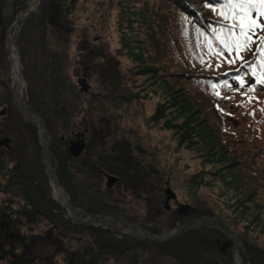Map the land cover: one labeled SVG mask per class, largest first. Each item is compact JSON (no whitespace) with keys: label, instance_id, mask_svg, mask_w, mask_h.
Wrapping results in <instances>:
<instances>
[{"label":"rangeland","instance_id":"1","mask_svg":"<svg viewBox=\"0 0 264 264\" xmlns=\"http://www.w3.org/2000/svg\"><path fill=\"white\" fill-rule=\"evenodd\" d=\"M64 7L66 19L60 22L61 25L50 24L46 29L39 21L36 26L30 28L31 31L27 34L24 44L28 72L34 83L31 99L36 106L42 107L41 111L45 113L43 118L51 135V144L53 143V147L50 148L57 175L58 166L61 165L60 173H70L69 179L73 191L93 210L109 209L112 214L121 215L127 220L138 223L149 232L155 228L164 231L184 223L190 219V211L195 205L208 212L212 211L219 224L223 222L238 235L241 241L238 245L241 264H251L245 255L254 252V246L264 250V207L261 205L264 204V197H261L259 202L256 199L253 201L248 196L249 193L242 191L241 187L236 188L226 184L222 177H227L225 174L228 173L225 172L229 171L226 167L229 157L224 152V156L222 153L215 155L211 153L216 150L214 148L210 150L205 145V135L199 130L201 124L196 121L191 122V113H184L182 108L180 112L178 108L182 102L176 99L178 96L182 97L180 91L168 86L164 78H160L158 71L148 65L150 59L145 57L147 54L158 57V47L154 40L162 38L158 31L159 18L156 11H168L170 7L161 0H67ZM192 7L197 8L201 15L206 11L200 3H193ZM180 18H183L187 24L190 22L184 14H180ZM6 24L0 22V101L2 103L7 102L6 78L10 77L9 85L13 82L9 74L10 68L8 73L4 72L7 67ZM206 38L201 37L199 40L203 45L202 49L207 46ZM94 48L102 51L98 52L100 54L98 62H106V71H110L112 64L117 65L119 71L116 70L115 73L122 75L117 89H115L117 83H105L106 74L100 72L98 66L91 63L93 61L89 63V60L97 61V58L87 57L89 49ZM247 54L246 51L241 53L244 58ZM230 57L235 59L232 54ZM83 77L90 84L87 92L81 91L78 82L79 78ZM244 81L251 85L256 78L249 74ZM245 83L242 87L238 81L229 82V85L238 89L235 90L236 93L232 91V94H227L224 83H212V92L223 108L231 106V102L237 104L238 100L248 98L247 96L261 100L258 95L248 90L249 84L245 86ZM184 86L190 93H194L197 89L189 82H184ZM220 86L222 93L217 95L216 92H221ZM124 91L128 92L124 95L120 94ZM110 92H114L113 99L117 100L114 102L119 106L112 104L103 106L102 101L109 100L106 94ZM39 94L44 95L45 102L36 98ZM223 99L229 102L225 104L222 102ZM11 102L16 107L13 96ZM8 107H10L9 103L2 104L0 110ZM6 111L4 116H0V127L2 131L6 129L9 135L3 131L0 136L12 138V147L14 145L24 149L25 143L29 141L26 127L23 124L13 131L11 127L15 126L20 118L11 109ZM9 123H12L10 127L5 126ZM177 124L183 125L178 128ZM36 130L38 135L36 141L42 146L40 131L38 128ZM231 130L240 132L242 129L237 127ZM76 132H81L85 136L86 148L76 158L69 159L68 163H60L55 147L65 146L67 142L63 143L61 138L63 136L66 140L74 138L73 133ZM231 134L233 137L240 136ZM123 149L129 153L132 164L148 173V178L132 179L124 176L125 171L121 174L119 167H113L116 168L114 175H117L119 180L109 187L107 176H104L102 194L97 193L92 185L93 177L96 179L97 176L87 172L82 174L80 171L82 169L86 171L85 165L88 164L97 168L103 166L101 161L105 158L112 161L117 159L123 154ZM257 159L260 161L259 158ZM85 161L87 163L83 164ZM13 164V161L6 163L9 167ZM82 165V168H78ZM104 168V171L110 172L107 167L103 166ZM82 178L87 180V184L82 182ZM10 182L11 179L0 174V220L14 214L15 209L23 210L24 201L34 197L33 193L25 192ZM167 183L177 195L176 199L170 200V210L164 205ZM52 198L62 205L61 198L54 195L53 186ZM187 204L191 205L188 214L179 211L182 205ZM50 226L51 223L47 219L34 224L27 219L20 229L25 234H44ZM108 227L118 237L127 231L125 227ZM81 234L74 236L75 241L65 238L67 244L71 243L75 246L89 241L97 244L94 235L90 232ZM219 238L229 239L228 236L223 235ZM29 240L23 246L24 253L29 257L53 254L61 244L58 242V246L45 237ZM216 246L221 250L223 241ZM168 248L171 249L170 245ZM200 250H196L195 254ZM149 253L151 254L149 257L144 253L139 258V264L144 262L165 264L173 260L171 256L165 258L157 256L158 252L155 251ZM105 257L108 258L104 262ZM179 257L183 258V256ZM57 258L63 263L62 253H57ZM129 258L130 256L122 258L111 254L100 257L98 261L100 264H132L134 260ZM198 259H200L199 255ZM174 261H177L176 258Z\"/></svg>","mask_w":264,"mask_h":264},{"label":"trees","instance_id":"2","mask_svg":"<svg viewBox=\"0 0 264 264\" xmlns=\"http://www.w3.org/2000/svg\"><path fill=\"white\" fill-rule=\"evenodd\" d=\"M32 1L33 0H0V22L7 23L5 25V34L9 24L13 21L17 13L29 6ZM161 1L163 4L169 6L170 9L168 11H156V15L159 18L158 31L162 39L154 40L158 47V57L156 58L151 54L145 56L146 59H150V61H148L150 64L148 65L154 67L158 71L160 78H164V82L168 86L180 91L182 97L178 96L176 99L182 102L178 105V108H180V112L182 108L184 113H191V122L196 121L201 124L199 130L205 135V145L210 150L213 148L216 150L211 153L214 155L222 153L224 156V152L225 155L229 157L230 160L226 166L229 171L225 172L228 173L225 174L227 177H222L226 181V184L235 186L236 188L241 187L242 191L249 193L248 196L251 200L256 199V201L259 202V199L264 197V84H256V81H254L255 90L250 91L258 95L261 100L258 101L247 96L248 98L238 100L237 104L236 102H231V106H225V108L220 106V102L216 100L212 92V83L219 84L224 83V81H228V83H237L234 77L242 76L244 80L247 75L251 74L250 68L242 66L243 62L240 60H235L233 64L227 63L226 61L232 58L230 54L234 57L235 52L226 50L220 42L215 39L213 29H219L221 24L230 22L223 21L222 17L219 16L216 11L210 9L208 5L212 4L214 7H219L222 0ZM66 2L67 0H41L37 9L24 17L15 30L12 31L21 49L23 74L27 81L26 91L27 96H30H28V103L42 118L44 117L43 114H45L41 111L42 107L36 106L33 99H31V90L33 89L34 83L32 82L27 68L28 62L24 48L25 38L31 31L30 28L36 26L39 21L42 22V26L48 29V25L54 23L59 24L61 21L65 20L66 10L64 3ZM193 3H200L206 11L201 15L197 8L192 7ZM171 6L174 8H171ZM180 14L187 16L190 22L187 24L183 18H180ZM218 21L220 23H218ZM201 37H207L205 41L207 46H204L205 48L203 49V45L199 43ZM210 44L212 45L211 49L209 48ZM256 46V44L251 45L252 51H246L248 54L244 60H247L250 64L256 62L257 70H259V62L257 60L259 54L253 55ZM175 50H178V52ZM98 52L102 51H98L96 48L89 49L87 52L88 59L90 56L97 58V61L89 60V63L93 61L91 63L97 65L98 70L106 74L104 77L105 83H117L115 87V89H117L122 78V75H119L118 72L117 74L115 73V71L118 70L117 65L112 64L110 69L112 73L106 71V62H98V55H100ZM217 53H221V55H217ZM7 56L8 50L7 55H5L7 67L6 71H4L8 73L10 60ZM8 81H10V77H7L5 80L8 86L6 87L8 92L6 98L7 102L2 103L0 101V105L9 103L10 107L6 108L7 111L11 109L12 112L18 114L20 119L18 123L11 128L14 131L15 128L20 125L23 126L24 124L29 141L25 143L24 149L23 147L18 148V146L14 145L12 147V144H10V147L0 144V174L11 179L10 183L12 185H17L18 188H21L25 192L28 191L33 193L34 197L27 198L24 201L22 204L23 210L15 209L14 214H10L7 218L3 217L0 220V264H100L98 261L100 257L111 256V254L115 257L122 258L130 256L129 259L134 260L132 264H139V258H141L144 253L149 257L151 255L149 252L152 251L158 252L157 256L163 258L171 256L173 258L172 261L165 264H234L232 248H228L227 252L224 253L220 250L219 246H216L219 244L218 240L220 242L224 241L220 240L219 236L223 235L226 237L227 235L214 228L203 227L201 229L190 230L168 241L156 242L150 239L141 240L129 231H126L121 237H118L114 235L110 227L105 228L103 226L85 225L74 222L71 218L67 217L65 214L66 207L52 198V182L47 176L44 164L42 163V146L36 141L38 136L36 129L38 126L25 122L19 109L14 107L11 102L13 94ZM184 82L193 83L197 88L196 91L190 93L185 89ZM248 84L249 83H245V86ZM209 87L210 90H208ZM219 88L221 89V92H219L220 95L222 93V88L221 86ZM235 90L238 89L234 88L233 85L225 87L227 94H232V91L236 93ZM125 92L128 91H124L120 94L124 95ZM113 93L114 92H110L106 94L109 100L102 101L103 106H109L110 104L119 106L114 102L117 100L115 98L113 99ZM43 96L44 95L39 94L36 98L45 102L46 100H44L45 97ZM126 96L127 94H125V97ZM222 102L227 104L229 101L223 99ZM193 117H195V119ZM12 123L5 126L10 127ZM45 124L47 127L46 122ZM177 125L178 128H181L183 124ZM237 127H241L242 130L240 132H233V130H231ZM229 130H231V132ZM3 131L5 134L9 135L6 129ZM3 131L0 127V133ZM231 133L240 136L233 137ZM61 141L63 143L67 142V140L63 141L62 138ZM51 146L53 147V143L50 147ZM55 150L60 163H68L70 161L69 159L77 157L68 150V142L61 148L55 147ZM122 152L123 154L119 155L117 159H113V161L108 158L101 161V163H103L102 165L107 167L110 172L104 171L105 168L103 169V166L98 167V169L90 164L85 165L86 171H84V169L80 171L82 174H86L87 172L97 176L96 179L93 177L92 180V185L97 193L102 194L104 176H106L107 173L114 174L116 168L114 169L113 167H119L121 169V174H124L125 171L126 173L124 176L132 179L143 180L148 178V173L130 162L131 158L128 156L129 153L124 151V149ZM257 158H259L260 161H258ZM12 161L14 163L12 167L6 165V163L9 164ZM84 163L87 162L85 161L83 164ZM60 167L61 165L58 166L60 182L66 188L71 202L75 206L86 209L94 216L112 214V211L109 209L96 208L93 210L86 205L85 201L73 191L69 179L70 173L61 174ZM82 167L83 165L78 168ZM7 174L9 175L7 176ZM82 182L87 184V180L83 178ZM104 194L105 192H103V198H105ZM105 204H107L106 201ZM261 205L264 207V204ZM190 215V218L215 216L214 212H208L196 205L193 206ZM27 219H29L32 224L47 219L51 223V226L44 234H25L22 233L20 227ZM31 228L33 229L32 226ZM151 230L150 233L152 234L163 232L161 228ZM86 231L94 235L97 244L91 241L79 243L75 246L71 243L67 244L65 238H68L67 240L70 238L72 241H75V235H82L81 233ZM14 232H16V234H14ZM214 235H216V238H214ZM36 237L49 238L52 240V243H56L57 245L59 242V244H61L60 246L58 244L59 247L57 252L53 254L29 257L24 253L23 246L30 241L29 239L33 240ZM77 237L79 238L81 236ZM168 245H170L171 249L168 248ZM173 249L178 253H175ZM196 250H200L198 254H195ZM57 253L63 254V263L58 260ZM198 255L200 259H198ZM179 256L185 258L180 259ZM106 258L108 257L104 258V262ZM175 258L177 260L176 262L174 261ZM245 258L251 264H264V250L254 246V252L250 255H245ZM144 264L150 263L144 262Z\"/></svg>","mask_w":264,"mask_h":264},{"label":"water","instance_id":"3","mask_svg":"<svg viewBox=\"0 0 264 264\" xmlns=\"http://www.w3.org/2000/svg\"><path fill=\"white\" fill-rule=\"evenodd\" d=\"M40 1L41 0H33V2L29 6L20 10V12L17 13V15L14 17L13 21L9 24L6 30V40H7L8 55L10 58V65L12 66L14 62L12 48H13V43L15 42L18 48V57L21 64V70H23V64L21 62L20 48L13 36L12 31L15 30L19 22L24 17H26L31 12L37 9L38 5L40 4ZM23 82H24V87L22 92H18L17 90H15L13 88L12 83L9 85L13 94V101L16 104V107L20 110L25 122L36 124L39 128L40 136H41V144H42V163L46 168V173L52 184L58 186L62 190L63 201L61 203L66 207L65 214L67 217L71 218V220L74 222L82 223L85 225L103 226V227H108V226L125 227L127 231L133 233L137 238L141 240L150 239L156 242L168 241L190 230L201 229L203 227L214 228L223 232L230 238V240L225 243L226 244L225 247L221 248V250L225 252L228 246L233 242V248H232L233 261L234 264H240L237 256H238V245L239 242L241 241L238 235L232 230V228L226 226L223 222L219 224L218 223L219 221L215 216H201V217L190 218L187 219L184 223L177 224L176 226L164 230L159 234H152L143 226L139 225L138 223L127 220L121 215L111 214V215L94 216L91 213H89L87 210L75 206L71 202V198L68 195L67 190L60 182V179L57 175L56 164H54L52 161L53 153L52 150L50 149L51 135L48 128L46 127L45 121L28 103V97L24 90V88L27 86V82L24 78V75H23ZM78 82L80 84L81 91L87 92L90 89V84L88 83L85 77L79 78ZM5 111L6 108L2 109L0 111V115H4ZM11 141L12 138L10 137H4V138L0 137V144H3L7 147L11 146L10 145ZM85 147H86L85 140L79 139V141L77 142H72L70 151L73 155L79 156L82 153V151L85 149ZM106 176H107V186L109 187L113 186L119 180V177L117 175L111 173H107ZM176 196H177L176 192L167 183L166 200L164 202L166 209L168 210L171 209L170 200L176 199ZM189 208H191V205L189 204L182 205L179 208V211L186 214ZM69 211H72V213L70 214ZM84 216H87V218H84ZM97 221L104 222V224L97 223Z\"/></svg>","mask_w":264,"mask_h":264},{"label":"snow or ice","instance_id":"4","mask_svg":"<svg viewBox=\"0 0 264 264\" xmlns=\"http://www.w3.org/2000/svg\"><path fill=\"white\" fill-rule=\"evenodd\" d=\"M208 7L216 11L223 21H230V23L221 24L219 29H213L215 39L226 50L235 52V59H229L226 62L235 63L236 59L241 60L242 66L250 68L251 75L256 78V84H264V0H222L219 7H214L212 4ZM254 36L255 39H253ZM252 44L257 45L253 55L259 54L257 57L259 70H257L256 62L250 64L241 55L243 51H252ZM209 48H212L211 44ZM234 79L243 87L245 81L242 76H236ZM224 85L230 87L228 81H224ZM248 90H255V84L250 85ZM216 94L219 95V93Z\"/></svg>","mask_w":264,"mask_h":264},{"label":"bare ground","instance_id":"5","mask_svg":"<svg viewBox=\"0 0 264 264\" xmlns=\"http://www.w3.org/2000/svg\"><path fill=\"white\" fill-rule=\"evenodd\" d=\"M33 2V1H32ZM8 50V48H7ZM12 54H13V58H14V62L12 64V66L10 65V71H9V74L12 76V85H13V88L15 90H17L18 92H22L23 91V87H24V82H23V70H21V64H20V61H19V57H18V48L15 44V42L13 43V48H12ZM8 58H9V55H8ZM10 60V58H9ZM53 186V189H54V195L56 197H58L59 199L61 198V202L63 201V194H62V190L52 184ZM70 214L72 213V211H69ZM84 218H87V216H84ZM97 223H102L104 224V222H101V221H97ZM238 257V261L240 262V256H237ZM241 264V262H240Z\"/></svg>","mask_w":264,"mask_h":264},{"label":"flooded vegetation","instance_id":"6","mask_svg":"<svg viewBox=\"0 0 264 264\" xmlns=\"http://www.w3.org/2000/svg\"><path fill=\"white\" fill-rule=\"evenodd\" d=\"M73 135H74V138H69L68 140H67V142H68V150L70 151V147H71V145H72V142H77V141H79V139H83V140H85V138H84V135H83V133H81V132H76V133H73ZM62 140L63 141H65L66 139H65V137L63 136L62 137ZM86 142V141H85ZM71 152V151H70ZM190 209V208H189ZM229 238V237H228ZM230 240V238L228 239V240H224L223 241V247L222 248H224L225 247V243L227 242V241H229ZM218 243H220V241L218 240ZM241 244H243V243H241ZM233 248V242L228 246V248ZM228 248H227V250H228ZM227 250L224 252V253H226L227 252Z\"/></svg>","mask_w":264,"mask_h":264}]
</instances>
